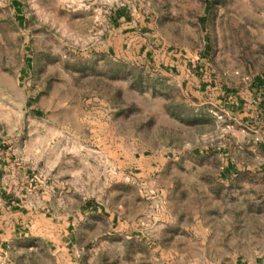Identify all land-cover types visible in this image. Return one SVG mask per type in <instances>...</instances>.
Here are the masks:
<instances>
[{
    "label": "rangeland",
    "instance_id": "1",
    "mask_svg": "<svg viewBox=\"0 0 264 264\" xmlns=\"http://www.w3.org/2000/svg\"><path fill=\"white\" fill-rule=\"evenodd\" d=\"M121 8L145 24L129 59ZM255 77L264 98V0H0V137L71 171L85 264L264 260V171L214 102Z\"/></svg>",
    "mask_w": 264,
    "mask_h": 264
},
{
    "label": "crops",
    "instance_id": "2",
    "mask_svg": "<svg viewBox=\"0 0 264 264\" xmlns=\"http://www.w3.org/2000/svg\"><path fill=\"white\" fill-rule=\"evenodd\" d=\"M144 26L141 20L136 23L127 10H116L112 15V29L117 41L111 46V52L129 59L135 52L133 49L142 47L139 41L146 36ZM123 40L125 46L121 45ZM188 80L195 82L198 88L204 87L203 92L211 91V85L204 83L206 79L200 80L191 74ZM261 82L255 77L246 89L221 83L216 87L214 102L247 129L239 142L244 149L252 150L257 159L250 156L247 161L263 172L264 98L260 97ZM119 139L118 133L116 144ZM16 150L15 145H5L0 137V264H85L81 260L84 249L77 237L76 222L81 213L86 214L85 194L80 187L73 186L70 170L57 175L53 170L55 162L30 165L17 155ZM128 162L131 164V157ZM231 167L232 161L226 163L224 170ZM93 207L100 209L96 204ZM236 264H264V260L258 262L255 256L252 259L242 257Z\"/></svg>",
    "mask_w": 264,
    "mask_h": 264
},
{
    "label": "built area",
    "instance_id": "3",
    "mask_svg": "<svg viewBox=\"0 0 264 264\" xmlns=\"http://www.w3.org/2000/svg\"><path fill=\"white\" fill-rule=\"evenodd\" d=\"M229 130H231L232 131V134H235V133H239V132H241V133H244L245 131H246V128L244 127V126H241L240 125V127L239 128H236L235 126H234V123H230V124H228L227 126H226Z\"/></svg>",
    "mask_w": 264,
    "mask_h": 264
},
{
    "label": "trees",
    "instance_id": "4",
    "mask_svg": "<svg viewBox=\"0 0 264 264\" xmlns=\"http://www.w3.org/2000/svg\"><path fill=\"white\" fill-rule=\"evenodd\" d=\"M17 6H18V4H17Z\"/></svg>",
    "mask_w": 264,
    "mask_h": 264
}]
</instances>
